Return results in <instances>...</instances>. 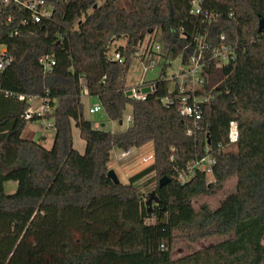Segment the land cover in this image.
<instances>
[{
	"label": "trees",
	"instance_id": "obj_1",
	"mask_svg": "<svg viewBox=\"0 0 264 264\" xmlns=\"http://www.w3.org/2000/svg\"><path fill=\"white\" fill-rule=\"evenodd\" d=\"M99 1L54 0L51 19L17 22L18 37L0 38L14 59L0 73L1 88L49 100L53 110L32 121L49 120L55 130L51 149L23 138L29 104L0 93V264H264V32L258 31L264 0H203L219 16L209 25L190 16L193 0H130V9L121 0ZM157 32L175 57L197 32L211 47L224 34L235 48L236 59L223 67L205 53L202 93L213 99L192 136L176 105L162 102L175 99L168 82L157 79L143 100L126 92L133 55ZM120 37L127 40L117 49L124 63L108 55ZM194 52L185 51L184 60ZM47 56L56 61L51 71L40 64ZM85 88L112 121L130 109L132 124L118 132L96 129L85 117ZM234 119L239 140L232 152ZM74 127L86 142L84 154L74 148ZM149 143L153 164L128 184H115L108 177L112 152ZM207 152L217 158L213 174L181 184L176 170ZM151 175L156 184L145 194L140 183ZM232 177L236 192L218 209L204 204L195 211L194 199L215 195ZM164 178L169 182L160 187ZM8 182L17 183L14 193L5 191ZM178 235L193 242L233 237L173 260Z\"/></svg>",
	"mask_w": 264,
	"mask_h": 264
},
{
	"label": "built area",
	"instance_id": "obj_2",
	"mask_svg": "<svg viewBox=\"0 0 264 264\" xmlns=\"http://www.w3.org/2000/svg\"><path fill=\"white\" fill-rule=\"evenodd\" d=\"M103 1L105 0H100L99 3ZM54 12V0H0V38L5 34V36L7 35V40H13L21 33L20 29L12 28L17 22H19L22 26H30L32 24L39 25L43 21L51 19ZM190 16L200 18L202 23H207L208 25L212 22H216L219 17L218 14H212L204 9L203 0L191 1ZM229 18L235 20L234 14H231ZM5 31L7 33H5ZM179 36L180 38L186 37L185 30L183 28L180 30ZM150 39V37L146 39L147 43L145 47L141 52L137 51L135 55H133L132 59L134 57L138 59L142 66L143 74L146 75L148 72L159 67L157 60L160 57L164 59L161 66L162 68H165L166 71L167 68L172 65L171 61L179 58L180 66L178 68V73L168 76L166 71L163 74L161 72L157 79L161 78L169 83L170 91L174 92L175 99L166 97L162 99V102L169 105H176V109L180 116L187 119V134L192 136L195 134V129L198 127L199 122L203 118V108L213 99L212 94L202 93L206 84V77L204 75L206 65L205 53L207 51L210 52L211 58L217 63V66L223 67L236 59L235 48L232 44L227 42L224 34H221L220 42L216 46L211 47L204 35L197 32L193 37V42L186 45L183 48V52L175 57L169 52V48L165 46L164 43L158 45L155 41H151ZM142 45L140 47H142ZM194 47L195 52L190 55L187 61H185L184 52L191 50ZM109 58L111 61L119 63H124L126 59L124 52L120 50H116L114 56ZM13 62L14 59L8 46L4 43H0V73L5 72L13 64ZM40 64H42L45 70L51 71L56 65V61L52 57L47 56L40 59ZM156 80L149 82L152 87L151 92H154L156 88ZM145 84L146 82L143 79L136 87H132L126 92L134 99L143 100L148 94H144L141 91ZM0 93L4 94L5 97L14 98L29 104V107L25 110L22 116V118L27 122L32 121L35 116L41 118L50 111V102L49 100L44 99L45 104H43L39 110L34 111L32 109V101L39 96L11 92L2 89L1 86ZM83 96H88L86 88ZM101 111H103V107L99 101H95V103H93L89 108L90 114H96ZM132 121V115L127 116V123L129 126L132 124ZM49 127L54 128L52 122ZM97 127H99V125H97ZM228 139L230 150L236 148L239 140V124L236 119L232 120L229 124ZM222 150L224 149L220 147L218 153ZM120 151L122 152L121 157L126 158V156L129 157L132 154L131 152L133 149L130 151ZM145 161L146 158H143L142 162ZM216 164L217 158L215 154L207 152L201 158L191 161L184 168L177 169L176 178L181 184H186L194 179L198 174L211 176Z\"/></svg>",
	"mask_w": 264,
	"mask_h": 264
},
{
	"label": "rangeland",
	"instance_id": "obj_3",
	"mask_svg": "<svg viewBox=\"0 0 264 264\" xmlns=\"http://www.w3.org/2000/svg\"><path fill=\"white\" fill-rule=\"evenodd\" d=\"M69 1V0H68ZM120 6H125L127 9L131 8L130 0H121L119 2ZM151 41H155L156 44L161 45L163 43V36L160 33H156L152 37H150ZM126 38L120 37L114 39V41L110 44V52L109 57H113L115 51L126 45ZM147 40L144 42L142 47L139 48V52L145 47ZM164 59L160 57L157 60V64L159 67L154 70L148 72L146 75L143 74L142 66L136 57L133 58L128 76L126 78V86L128 89L132 87H136L141 80L144 79L146 82L145 86L142 87L141 91L144 94L150 93L152 91V87L149 82L156 80L161 72H162V64ZM172 65L167 68V75L171 76L175 73H178V68L180 66L179 58L173 59L171 61ZM83 102L85 105V117L90 120L93 124H105V126L100 129L105 131L115 132V131H123L129 127L127 123V116L131 115V110L128 109L124 115L122 120L123 124L120 125V121H112L110 120L104 111H101L96 114H90L89 108L95 102L93 99H90L86 96L83 97ZM48 103V102H47ZM56 103V102H55ZM45 104L43 98L37 97L32 101V109L37 111L41 108V106ZM53 108L50 107V111ZM51 121L46 119H38L36 121H29L23 131L22 137L26 139L33 140L35 142L43 143V146L47 149H51L54 143L55 138V130L54 128L49 127ZM45 138V140H43ZM73 142L74 148L81 154H84L86 149V142L81 139L80 131L76 127L73 128ZM236 148H233L231 151L234 152ZM132 154L126 158L121 157L122 152L118 149H115L112 152L111 162L109 164V169L114 170L117 174L120 182L122 184H128L129 178L134 176L135 174L141 172L145 168L149 167L154 162V146L152 143H149L141 148L133 149ZM146 158L145 162H142V159ZM209 182H213V178H209ZM156 181L153 175L149 176L145 180L140 183V190L147 194L155 187ZM7 193H14L17 190V185L12 183H7L6 185ZM236 192V178H230L225 184L224 188L217 192L215 195H200L196 199L192 201V206L196 212L200 211V208L207 204L212 210H216L219 208L220 204L230 195ZM233 236L228 237H214V238H206L198 241H191L185 236L178 235L174 240L173 250H172V259L178 260L182 257L193 254L203 248L213 246L224 242L230 239ZM264 243V238H263Z\"/></svg>",
	"mask_w": 264,
	"mask_h": 264
},
{
	"label": "water",
	"instance_id": "obj_4",
	"mask_svg": "<svg viewBox=\"0 0 264 264\" xmlns=\"http://www.w3.org/2000/svg\"><path fill=\"white\" fill-rule=\"evenodd\" d=\"M95 8H97V5H95ZM258 31H259L260 33L264 32V19H260V22H259V29H258ZM120 123L122 124V121H121ZM108 177H109V178H110L115 184H119V183H121L120 180H119V178H118V176H117V174L114 172V170H110V171L108 172ZM168 182H169V180L166 179V178H164V179H162V180L160 181L159 185H160V187H162V186L166 185ZM153 201H156V194H155V192L151 193V196H150V198H149V200H148V202H147V205H148L149 207H151Z\"/></svg>",
	"mask_w": 264,
	"mask_h": 264
},
{
	"label": "crops",
	"instance_id": "obj_5",
	"mask_svg": "<svg viewBox=\"0 0 264 264\" xmlns=\"http://www.w3.org/2000/svg\"><path fill=\"white\" fill-rule=\"evenodd\" d=\"M94 103H95V102H94ZM122 124H123V122H122ZM122 124L120 123V125H122ZM97 125H99V124H98V123H97V124H96V123L94 124V127H95L96 129H100L101 127L103 128V127L105 126V124H100L99 127H97ZM126 129H127V128H126ZM126 129H125V130H126ZM123 131H124V130H123ZM115 132H118V131H115ZM43 140H45V138H44ZM8 183H12V182H8ZM15 184L17 185V183H15ZM6 185H7V183L4 184L5 189H6V187H7ZM5 191H6V190H5ZM10 194H11V193H10Z\"/></svg>",
	"mask_w": 264,
	"mask_h": 264
}]
</instances>
